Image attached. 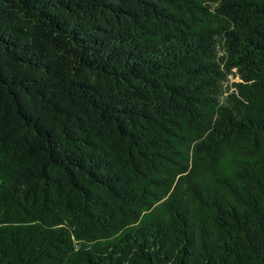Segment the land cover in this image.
Segmentation results:
<instances>
[{
	"label": "trees",
	"instance_id": "obj_1",
	"mask_svg": "<svg viewBox=\"0 0 264 264\" xmlns=\"http://www.w3.org/2000/svg\"><path fill=\"white\" fill-rule=\"evenodd\" d=\"M0 264H264V0H0Z\"/></svg>",
	"mask_w": 264,
	"mask_h": 264
}]
</instances>
